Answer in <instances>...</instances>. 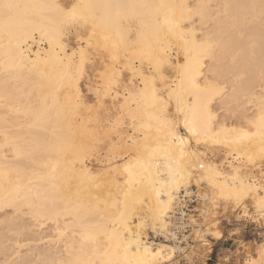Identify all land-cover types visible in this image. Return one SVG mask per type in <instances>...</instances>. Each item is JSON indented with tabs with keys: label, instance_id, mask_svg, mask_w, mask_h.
<instances>
[{
	"label": "bare ground",
	"instance_id": "obj_1",
	"mask_svg": "<svg viewBox=\"0 0 264 264\" xmlns=\"http://www.w3.org/2000/svg\"><path fill=\"white\" fill-rule=\"evenodd\" d=\"M10 2L40 7L21 10L19 20L8 28L0 20V217L4 216L0 226L23 234L29 242L16 238L15 252L5 254L2 264H104L109 259L123 264L125 248L129 260L171 264L177 253L190 248L189 243L167 242L178 237L174 228L180 193H190L194 180L200 185L205 221L189 223L195 225L193 234L201 244L209 242L206 236L222 237L212 229L221 220L214 214L219 202L232 201L253 218L246 206L251 199L253 213L264 220L257 206L264 197V180L250 175L244 166L257 165L264 157L260 125L264 115V0ZM72 4L124 6L96 9L97 23L104 15L115 21L119 13L126 17L119 21L121 29L130 26L133 30L132 46L151 45L156 58L164 61L160 72L149 71L147 61L143 68L135 61L138 72L156 77L157 95L167 101L165 110L155 113L159 120H150L148 113L153 110L142 108L133 127L129 108L121 112V86L118 100L113 99L115 91L105 95L103 88L97 96L98 85L104 83L99 79L103 63L92 86L96 103L88 105L81 83L94 61L92 54L100 52L95 40L88 47L86 35L71 49L67 35L58 38L62 13L54 6L67 9ZM165 16L178 22L173 32L163 24ZM81 47L88 52L82 66ZM107 56L105 52L103 57ZM119 67L131 80L130 61H122ZM170 69L173 76L168 75ZM123 71L117 73L119 80ZM193 76L201 89L195 114L198 137L185 127L186 116L190 122L193 119L191 105L185 103V111L178 112L176 95L168 100L173 89L186 102L194 99L189 95ZM136 79L138 92L143 85L138 75ZM108 97L118 106L117 116L103 124L99 108ZM239 108L245 109L241 113L245 126L226 120V116L238 114ZM131 109L136 111V104ZM220 109L224 116L219 115ZM165 120L174 126V136L169 135ZM104 137H110L115 152L123 158L117 161L113 152V157L95 169L89 162ZM214 149L226 152L227 166L213 159L210 151ZM237 190L245 193L239 202L233 194ZM48 223H53L51 233L44 231ZM148 229L166 242L150 241ZM6 242L7 235L0 229L1 251L6 250ZM24 246L27 251L21 253ZM253 249L245 250V264L260 259L264 242Z\"/></svg>",
	"mask_w": 264,
	"mask_h": 264
},
{
	"label": "snow or ice",
	"instance_id": "obj_2",
	"mask_svg": "<svg viewBox=\"0 0 264 264\" xmlns=\"http://www.w3.org/2000/svg\"><path fill=\"white\" fill-rule=\"evenodd\" d=\"M40 7L36 5H21L19 3L10 2V0H0V20L3 21V25L5 28L10 27L14 22L19 20L21 15V10ZM57 10L62 13L61 17V25L62 28L59 31L58 38L63 39L66 35L71 36L75 33L78 42H81L84 36H87V44L89 48L93 47V41L95 40V48L98 52H107L108 56L105 58L110 60L111 63H101L104 64V70L99 74V79L103 80V85H98L97 96L100 95V88H103L105 95H110L113 91H115L116 95L113 97L114 100H118L120 98V80L118 78L117 73L123 71L122 68L119 67L122 61H130L132 65V79L129 80L128 85L125 86L124 89V103L120 105L121 112L125 107L129 108L130 118L133 120L135 127V121L138 118L139 111L143 108L147 110L148 108L152 109V112L148 113L149 119H157L159 117L156 116V111L163 112L167 105V101L163 100L161 96L157 95L156 88V77L153 76L151 78L146 77L143 71H137L135 69V61L138 59L141 64V68H143L144 62L147 61L149 71L155 70L156 72H160L162 65L164 63L163 60L156 58L154 49L151 45H145L144 47L136 48L132 45L133 41V30L129 26L126 30H122L119 21L126 17H121L119 13H117V18L115 21L111 20L110 17L104 15L100 17L101 22L97 23V15L96 9H110V8H121L124 6L121 5H92V4H72L67 9L62 8L60 5L54 6ZM136 7V6H131ZM142 7H149L148 5H143ZM157 25L160 24L159 17L156 18ZM163 24L167 26L168 32H173L174 29L179 27L178 22H174L168 16H165ZM99 30V32H98ZM102 42V43H101ZM63 47V45H62ZM162 51H166V49H161ZM123 53V55H121ZM80 55V64L81 66L84 64L86 57L88 56V52L84 47L79 49ZM73 57L76 56V52H73ZM71 60V58H69ZM128 65H125L127 67ZM71 65H69V68ZM187 67V65H185ZM137 75L139 76V83L143 85L136 91L137 84ZM69 82L71 83V75H68ZM161 79L163 77L161 76ZM190 91L189 95L193 96L194 99L190 101H185L183 94H177L173 89L172 92L169 93L168 100L170 101L173 95H176L177 99V111H185L184 105L188 103L191 105V111L193 113V119L190 122L186 116L185 118V127L193 134V136H199L201 133L198 131L197 122L195 120V114L197 111V106L200 102L199 91L201 89L195 82V77H191L190 81ZM181 87L183 89V81L181 83ZM131 104H136V111L131 109ZM163 123L169 125V135H175L174 126L171 125L170 121L165 120ZM260 125L262 129V136H264V115L260 117ZM141 127L150 128L151 125H141ZM159 130V129H158ZM245 137L248 135L247 133L243 134ZM179 139L180 144L184 143L182 138L176 137ZM148 137L145 136V140ZM155 150H153L154 152ZM183 149H181V156H183ZM179 163V161H177ZM203 167V165H201ZM237 202L242 198L245 194L243 190H237L233 193ZM258 208L262 214H264V197H260L258 201ZM104 264H121L119 259H109L104 262ZM123 264H143L142 261H132L127 258V248H125V258ZM249 264H264V249L260 252V259L252 260Z\"/></svg>",
	"mask_w": 264,
	"mask_h": 264
},
{
	"label": "rangeland",
	"instance_id": "obj_3",
	"mask_svg": "<svg viewBox=\"0 0 264 264\" xmlns=\"http://www.w3.org/2000/svg\"><path fill=\"white\" fill-rule=\"evenodd\" d=\"M66 1L68 2V0ZM209 23H208L209 26L213 24L212 21H210ZM77 43H78L77 38L74 33L73 35L68 36L69 49H71L72 47H76ZM91 52H93V50H91ZM99 54L98 55H96L95 53L92 54L91 57H92V60L94 59V61L93 63L87 66L86 72L84 74V78L81 83L83 95L84 97H86L85 100L88 103V105H91V104L93 105L96 103V97L92 91V86L94 85L93 82L95 83V80L97 81L98 79L99 70L103 68L102 63L100 62L102 61V58L103 60L105 59L103 57L105 56V52H102L100 55ZM176 55L177 53L173 57L175 61L177 60ZM168 75L173 76V71L171 69L168 71ZM129 78H130V74L124 70L122 73L121 80H120L121 81L120 86H121L122 92H124L123 86L128 85V82L130 80ZM103 105L102 107L99 108L100 109L99 118L102 120L103 124L104 123L107 124V120L112 119L113 121L115 116H117L118 106L117 104L113 103L111 101V98L109 97L105 99ZM239 109L240 110L238 114H235V116H230V115L226 116V120L229 119L228 123H231L234 125L236 124L238 125L239 123L245 126L246 125V123L244 122L245 117L242 116L244 112L243 110L245 109H241V108ZM221 110L222 109L218 110L220 113L219 115L224 116L223 115L224 113H222ZM87 111L88 110H86V112ZM86 112L84 111L85 114ZM248 112L250 113V111ZM125 119L126 120L124 121L128 124L127 118ZM126 123H125V127L127 126ZM90 124L93 125L94 123L92 122ZM127 128L123 129V131L124 130L126 131ZM111 137L117 141L116 135H112ZM112 144H113V141H111L110 137L108 138L104 137L97 144V146H95L94 151H93V157L91 161L89 162V164L93 168L95 169L101 168V166L105 164V161L108 157L114 156L113 152L115 153V156H117L116 157L117 161H120L123 158V156L118 155L119 154L118 152H115V149L113 148ZM210 152H211V155L213 156V159L219 165L227 166L226 152L224 150L214 149ZM261 160L257 162V165H251L249 163H245L244 166L246 170L250 173V175L254 176L257 179L262 178L264 180V157ZM199 187L200 185H198L194 180L191 184V189L194 191V193L197 196V200L195 202H190V200L188 199L185 201H181V203L179 202V205H178L179 207L177 208L178 211L176 214L177 220L175 219L176 220L175 223L177 226H175L176 228H174L178 232L177 234L178 239L176 238L175 241L172 240L167 243L172 242V244H174L176 242L177 244H182L183 246H185L186 243H189L190 248H187L188 250L186 252L185 251L183 253L180 252L181 255L180 253H177V257L174 259V261L171 262V264H245V258H244L245 250L252 249L251 251H254L253 249L254 246H256L257 244L261 242H264V220L260 219L259 217H257L255 213H253L254 205L251 202V199H249L246 202V206L248 207L249 212L253 214V218H250L248 217V215L243 213L242 207L236 206L232 201L219 202L218 207L214 210V214L216 218H221V220H219L218 223L212 225V229L214 230V232L222 233V237L220 239H216L213 235H209V236H206L209 239V242L205 245L201 244L200 238L196 237L193 234L195 222L201 221V220L205 221V219H203L201 216L202 204L198 196ZM188 191H189V188H188ZM180 198H182V196ZM5 210H7L6 212L8 211L10 212L9 209H5ZM1 217H4V216H1ZM212 219L213 218H210L208 222H210ZM191 221L194 222L193 227L189 223ZM185 223H186V227H185ZM52 224L53 223H48L46 225L47 227L45 226L44 231L46 233H51ZM3 228L4 226L1 227L0 229H2V232H4L7 235V242L5 244L7 248L5 247L6 250L5 249H3L2 251L0 250V264H2L1 261L4 263L5 258H6L5 254L11 255L15 252V245H16L17 240L19 242L23 239L21 242H24L25 244L29 243L25 241V236L23 234L21 236L20 234L16 235L17 233H14L12 231L7 232V230ZM147 233H148V238L150 241L166 242L165 237L161 235L157 236L149 229ZM27 248H28L27 246H24L20 248L19 250L20 252L22 251L21 253H26Z\"/></svg>",
	"mask_w": 264,
	"mask_h": 264
},
{
	"label": "built area",
	"instance_id": "obj_4",
	"mask_svg": "<svg viewBox=\"0 0 264 264\" xmlns=\"http://www.w3.org/2000/svg\"><path fill=\"white\" fill-rule=\"evenodd\" d=\"M183 193V194H182ZM180 196H182L181 201L190 200V202H195L197 200V196L194 193V191L190 187V193H188L186 190H183L180 193Z\"/></svg>",
	"mask_w": 264,
	"mask_h": 264
}]
</instances>
